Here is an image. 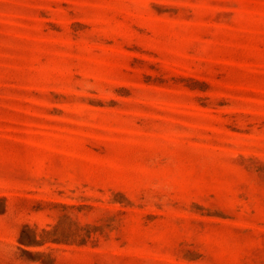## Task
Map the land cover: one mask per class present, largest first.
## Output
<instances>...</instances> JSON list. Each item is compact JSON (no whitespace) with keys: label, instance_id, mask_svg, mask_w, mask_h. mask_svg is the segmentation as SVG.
Returning <instances> with one entry per match:
<instances>
[{"label":"rangeland","instance_id":"rangeland-1","mask_svg":"<svg viewBox=\"0 0 264 264\" xmlns=\"http://www.w3.org/2000/svg\"><path fill=\"white\" fill-rule=\"evenodd\" d=\"M0 264H264V0H0Z\"/></svg>","mask_w":264,"mask_h":264}]
</instances>
